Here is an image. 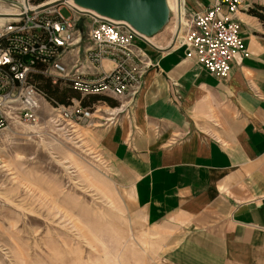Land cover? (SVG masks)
<instances>
[{
	"label": "crops",
	"instance_id": "obj_1",
	"mask_svg": "<svg viewBox=\"0 0 264 264\" xmlns=\"http://www.w3.org/2000/svg\"><path fill=\"white\" fill-rule=\"evenodd\" d=\"M215 1L183 0L184 14L192 17ZM259 6L264 8V0H246L238 12L249 55L234 60L229 78L209 73L184 47L172 44L178 23L170 18L151 37L155 46L137 42L146 46L152 63L139 93L99 94L115 103L90 95L91 106H84L93 113L83 123L51 122L59 108L42 98L35 124L19 122L9 110L7 129L29 125L34 136L84 132L136 228L160 246L163 264H264V10ZM85 18L81 42L64 58L71 68L90 45ZM115 64L107 57L91 76L110 72ZM173 82L179 102L172 99Z\"/></svg>",
	"mask_w": 264,
	"mask_h": 264
},
{
	"label": "rangeland",
	"instance_id": "obj_2",
	"mask_svg": "<svg viewBox=\"0 0 264 264\" xmlns=\"http://www.w3.org/2000/svg\"><path fill=\"white\" fill-rule=\"evenodd\" d=\"M10 1L0 12L14 10ZM32 129L0 131V264H163L84 132Z\"/></svg>",
	"mask_w": 264,
	"mask_h": 264
},
{
	"label": "built area",
	"instance_id": "obj_3",
	"mask_svg": "<svg viewBox=\"0 0 264 264\" xmlns=\"http://www.w3.org/2000/svg\"><path fill=\"white\" fill-rule=\"evenodd\" d=\"M10 2L14 10L0 12L11 14L0 17V131L9 126V110L19 122H37L41 100L48 96L37 85L36 74L52 79L54 84L68 83L83 96H133L141 91L144 74L152 63L146 46L137 42L155 45L130 23L81 7L78 11L69 1L64 3L72 11L69 16L62 13L64 5L37 11L40 4L32 5L29 0ZM245 2L216 0L213 5L193 12L192 17L181 11L180 21L178 10L173 13L170 7L171 18L175 14L177 31L180 29L172 44L184 47L186 56L195 59L209 73L229 78L234 60L249 55L238 17ZM30 10L34 12L29 13ZM82 17L89 19L90 45L82 50V56L71 68L64 63V58L72 46L81 42L82 32L77 24ZM110 56L116 61L115 67L110 72L91 76L92 69L99 68L102 60ZM171 90L173 101L179 102L181 94L176 82L172 83ZM49 100L54 103L53 99ZM54 104L59 109L50 120L57 124L83 123L93 113L77 99L66 105Z\"/></svg>",
	"mask_w": 264,
	"mask_h": 264
},
{
	"label": "water",
	"instance_id": "obj_4",
	"mask_svg": "<svg viewBox=\"0 0 264 264\" xmlns=\"http://www.w3.org/2000/svg\"><path fill=\"white\" fill-rule=\"evenodd\" d=\"M69 0H49L43 2L35 10L41 11L53 7L63 6ZM73 6L76 10L79 7L85 10L95 11L99 15L111 17L118 21H127L132 27L151 38L155 34L162 31V29L169 23L170 6L168 0H72ZM179 21L181 20L182 0L179 1ZM79 11V10H78ZM88 11H82L89 14ZM34 11L30 10L29 13ZM11 16L10 13L0 14V17ZM86 21L85 17L79 19L78 28L84 33L83 23ZM176 36L178 35V32Z\"/></svg>",
	"mask_w": 264,
	"mask_h": 264
},
{
	"label": "trees",
	"instance_id": "obj_5",
	"mask_svg": "<svg viewBox=\"0 0 264 264\" xmlns=\"http://www.w3.org/2000/svg\"><path fill=\"white\" fill-rule=\"evenodd\" d=\"M33 1L36 3H40V2H43L44 0H32V2ZM29 2H31V0H29ZM258 9L264 10V8L260 6ZM252 12L263 16V13L258 12L257 10H252ZM34 79H36L37 85L47 94L48 98L54 100L53 101L54 103H63V104L70 103L72 97H77L80 100H82V105H87L91 103L90 95L88 97H83V96L81 97L80 93L71 87L61 90L58 84H54L52 82V79L47 78L43 76L42 74H36L34 76ZM86 98L90 99V101H87ZM92 99L93 100L102 99V100L107 101L108 103H115L112 99L105 97V96H101L99 94H97L96 96H93Z\"/></svg>",
	"mask_w": 264,
	"mask_h": 264
},
{
	"label": "bare ground",
	"instance_id": "obj_6",
	"mask_svg": "<svg viewBox=\"0 0 264 264\" xmlns=\"http://www.w3.org/2000/svg\"><path fill=\"white\" fill-rule=\"evenodd\" d=\"M180 0H168V3L170 5V7H174L175 10H179V2ZM69 2H71L72 4H74V2L72 0H69ZM182 7H183V0H182ZM181 11H183V8H181Z\"/></svg>",
	"mask_w": 264,
	"mask_h": 264
}]
</instances>
